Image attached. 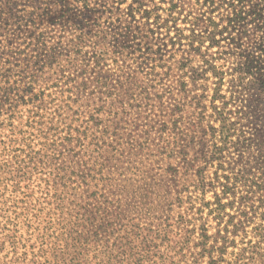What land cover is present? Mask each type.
I'll list each match as a JSON object with an SVG mask.
<instances>
[{
	"label": "trees",
	"instance_id": "1",
	"mask_svg": "<svg viewBox=\"0 0 264 264\" xmlns=\"http://www.w3.org/2000/svg\"><path fill=\"white\" fill-rule=\"evenodd\" d=\"M3 1L0 17L9 13L19 27L35 15L66 24L68 36L60 37L74 72L57 68L42 90L9 53L0 55L8 121L0 136V264L98 257L103 264H264V0H31L27 14L13 10L16 0ZM93 21L102 25L95 32ZM26 37L16 54L36 57L26 53L32 33ZM235 54L242 59L225 68ZM45 60L48 70L43 64L38 76L48 81L57 60ZM166 65L176 69L184 97L154 126L149 89L164 80L154 69ZM226 74L230 87L254 88L261 100L243 110L247 126L261 124L250 135L225 112ZM192 90L200 91L183 101ZM237 143L258 154H240L234 172L223 153ZM102 157L114 163L115 188L101 177Z\"/></svg>",
	"mask_w": 264,
	"mask_h": 264
},
{
	"label": "rangeland",
	"instance_id": "2",
	"mask_svg": "<svg viewBox=\"0 0 264 264\" xmlns=\"http://www.w3.org/2000/svg\"><path fill=\"white\" fill-rule=\"evenodd\" d=\"M11 2L13 0H10ZM100 1V0H97ZM106 2H108V4H112L113 0H105ZM16 2L18 4L21 3V5H17L15 7H13L12 9H21V8H26L25 11H23L24 14H27L28 11H32L33 8L30 7L31 4H34L31 0H16ZM47 2H50V0H47ZM54 2V0H53ZM9 3L7 4L5 1L0 0V6L5 8L7 11ZM25 5V7H24ZM62 8L61 5H59L58 3H52L51 4V12L53 13H57L59 12V10ZM99 13L95 14V16H98ZM3 18L0 17V55L1 58H7L8 57V53H9V58L11 61H15L19 64V69H21V72L23 71V73L25 74L27 73H31L33 75V78L37 80V85L36 87L41 88L42 90L46 87L49 86L51 81L53 80L54 77H56L55 75V70H57V68H62L64 69V75H66L68 72H72L74 70V67L70 66L67 64L66 62V56H64L63 54L66 52V47H65V43H66V39L65 37L68 36L67 33V26L66 24H64L63 26H60V24H52V23H48L47 17H43L41 18V16H37L35 15L32 19H34V24L32 23V25H30V23L28 22V26L27 28H24V26L19 27V23L16 22L14 19H8L9 18V13H2L1 15ZM56 17V16H53ZM103 18L97 19V21H101L102 22ZM96 21V22H97ZM92 22V21H91ZM93 24H90V28L92 30V32H95L98 30V28L100 27H96ZM32 33V38H31V43L28 45L27 49H26V53L28 55H36V57H32V58H28V57H23V55L19 56L16 54V52L18 51V48H24L25 44L21 43L23 40L26 41V36L28 34ZM63 35L65 37L61 38L60 36ZM36 39H39L38 44H35ZM109 39V36H108ZM249 39H251L247 44H249L252 40V38L250 37ZM97 40V38L92 37V41ZM60 42V44L58 43ZM35 45V49H37V53L32 52L31 50L34 48ZM66 45H68L66 43ZM93 46H96V43L93 44ZM92 46H89V48L87 47V50H89V55L91 54V52L93 51ZM48 56H52L54 58V61L57 60V63L53 64L51 67L52 69L50 70V73H52V75H49L52 79L45 81L43 79H41L38 74V69L40 68V66L42 67L44 62H46L47 60H45ZM88 57V56H86ZM227 54L223 55V58H227ZM30 59V60H29ZM239 59L238 54H235L231 59H227L226 61V66L225 68L231 63V64H235L237 63V61ZM92 60V58H91ZM221 60V59H219ZM88 64H90L91 66H93L92 61L88 60L87 62ZM8 66V65H7ZM49 65L48 64H44L42 70H44L43 72L45 73V71L48 70ZM96 69V68H95ZM94 69V71H95ZM109 71V69L111 70V63L109 61H107V65L103 66V70H107ZM74 72V71H73ZM154 72H158L160 76H163L164 80L161 82L160 85H156V82L154 83V86L152 89H149L150 91V96L152 98V100H150V105L147 107L146 113L149 114V118L151 120V124L158 125V123L160 122V120H165L168 117V113L170 111V108L172 106V104L177 103V101H179L181 98L184 97L183 93L181 91H179V86L177 84L176 81V69L175 68H168L167 65L161 68H155ZM22 74V73H21ZM43 74V73H42ZM87 77L90 79L91 76L93 75V73L90 72L87 73ZM225 81L222 85L221 88V93L224 94L225 98L224 101H227L226 104L224 105L225 108V112H227V116H229L228 118L230 120H237L240 119L241 120V124H243L241 127L244 129V135H250L251 134V128L255 129V130H260L261 129V124L260 127H258L259 124L255 123V125L252 127L247 126L245 123V117L243 116V110L246 108V106H248L249 108L252 109V106H250L249 104L251 103H260L261 100L258 99V93L254 88H250L249 86L245 88L243 87L242 84H236V87H230V85H232V83L228 82L227 80L229 78H231V75L226 74L225 75ZM40 78V79H39ZM65 80V77H63L60 81V84L63 83V81ZM3 83H0V87L2 86ZM199 86L201 87V85L203 84V82H199ZM248 85V84H247ZM188 89L191 88V84H189ZM200 90L197 91H190L187 92V96L186 98L183 99L186 100L187 102L192 100V96L197 94V92H199ZM74 92V91H73ZM81 93H77L74 92L73 94H71L72 98H79V102L81 103H86V98L85 96H83L82 98L80 97ZM2 92H0V101L3 100L2 99ZM159 98V99H158ZM260 101V102H259ZM216 104H221L220 101H216ZM92 103H90V105L88 106V108H91ZM64 106V105H63ZM7 107H0V136L2 138V136H4V132L6 130V126L8 121L6 120L7 118ZM63 107L60 108V111L62 110ZM49 111L51 112V110L49 109ZM211 109L208 108V112H210ZM67 112L66 108H65V113ZM148 116V115H147ZM191 116V115H189ZM145 117H142L140 119L141 123H144L145 121L143 120ZM45 121L49 122V114H46V117L44 118ZM132 120L133 117L128 116V122L130 124H132ZM105 123H107L108 125L110 124V121L105 120ZM14 124H16V122H14ZM6 125V126H5ZM263 126V125H262ZM8 127V126H7ZM144 126H140V128H143ZM109 131H112V127L109 128ZM129 131V130H127ZM110 138L112 139V137H109L108 140H110ZM114 138V137H113ZM242 139V138H241ZM116 140V139H115ZM116 143V141L113 142ZM249 152H253L254 154H258V152L255 150V147H251L249 148L248 152L247 150H245V146H243L241 143H237V144H229L227 146V149L224 151L223 156H224V165L229 168L230 171H234L237 172L238 168H239V159H240V154H245L247 155V153ZM256 152V153H255ZM123 157H125V152L123 153ZM256 159V157H255ZM98 162L103 164V157L102 158H98ZM112 164L114 163H106L105 165L103 164V172L101 174V177L103 178H113V184L114 187L118 186V183L120 184L121 182L118 180L117 176H114V167H112ZM36 189H34L35 191ZM22 191H26V192H30L27 191L25 188H23ZM32 196H34V198H36L38 196V193L33 194ZM113 198L117 197V191L114 190V192L110 195ZM208 199H212L211 198V191H208V193L206 194ZM30 202V201H29ZM31 202L33 203L34 200L31 199ZM35 203V202H34ZM65 206H70L68 204V202H65ZM48 207H45L44 209L46 210ZM44 210V211H45ZM43 211V212H44ZM46 212V211H45ZM41 214V218H44V214ZM20 234H22L23 236H26V229L21 228L20 230ZM34 236H32V239H34ZM112 241V240H111ZM113 242V241H112ZM115 252V251H114ZM95 264H103L99 257L96 260H92ZM93 262H89V264H94ZM113 264H114V260H113ZM220 264H225L224 262L220 263Z\"/></svg>",
	"mask_w": 264,
	"mask_h": 264
}]
</instances>
